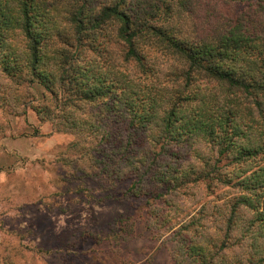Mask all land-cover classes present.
<instances>
[{
	"label": "trees",
	"instance_id": "obj_1",
	"mask_svg": "<svg viewBox=\"0 0 264 264\" xmlns=\"http://www.w3.org/2000/svg\"><path fill=\"white\" fill-rule=\"evenodd\" d=\"M0 110L75 136L80 178L148 197L173 264H264V0H0Z\"/></svg>",
	"mask_w": 264,
	"mask_h": 264
},
{
	"label": "rangeland",
	"instance_id": "obj_2",
	"mask_svg": "<svg viewBox=\"0 0 264 264\" xmlns=\"http://www.w3.org/2000/svg\"><path fill=\"white\" fill-rule=\"evenodd\" d=\"M0 121V242L8 237L15 264H173L144 227L148 197H126L128 182L104 191L60 161L75 136L50 135L51 124L32 110L24 117L0 110ZM121 219L137 228L121 252L94 240Z\"/></svg>",
	"mask_w": 264,
	"mask_h": 264
}]
</instances>
